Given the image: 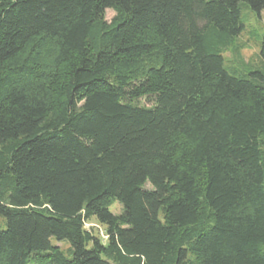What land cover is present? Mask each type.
Here are the masks:
<instances>
[{"label": "trees", "instance_id": "1", "mask_svg": "<svg viewBox=\"0 0 264 264\" xmlns=\"http://www.w3.org/2000/svg\"><path fill=\"white\" fill-rule=\"evenodd\" d=\"M243 8L0 0V264H264V31L260 65L223 58Z\"/></svg>", "mask_w": 264, "mask_h": 264}, {"label": "rangeland", "instance_id": "2", "mask_svg": "<svg viewBox=\"0 0 264 264\" xmlns=\"http://www.w3.org/2000/svg\"><path fill=\"white\" fill-rule=\"evenodd\" d=\"M113 15L111 10H107L105 14L106 20L109 22ZM242 16L244 31L233 41V44L223 52V58L227 65L233 67H237L238 63L243 66H258L262 63L259 44L261 34L264 31V12L256 15L248 8H243ZM140 102L146 104L144 99ZM146 188L150 189L151 187L146 185ZM110 211L114 215H118L121 213L122 208L115 202L110 207ZM86 228L94 235H98L102 240H105L104 228L95 219H91L87 222ZM57 245L62 250L67 248L64 243H57Z\"/></svg>", "mask_w": 264, "mask_h": 264}]
</instances>
